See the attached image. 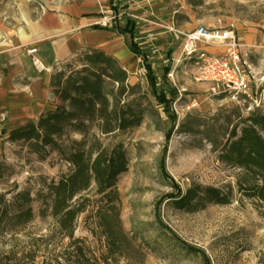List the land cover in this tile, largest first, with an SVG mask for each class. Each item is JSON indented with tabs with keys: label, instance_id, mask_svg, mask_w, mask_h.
I'll use <instances>...</instances> for the list:
<instances>
[{
	"label": "rangeland",
	"instance_id": "1",
	"mask_svg": "<svg viewBox=\"0 0 264 264\" xmlns=\"http://www.w3.org/2000/svg\"><path fill=\"white\" fill-rule=\"evenodd\" d=\"M152 2L158 5L163 21L175 29L189 31L200 25L211 31L218 26L232 29L243 44L242 51L264 76V0ZM70 5L77 11L70 14ZM92 11L101 17L89 19L88 27L108 24L107 0H0V18L7 17L14 24L26 23L27 17L32 19L39 12L80 18ZM165 44L159 43V54L152 58L149 53V57L159 75L158 87L173 100L174 119L157 103L140 61L125 49L118 35H98L92 45L57 61L68 67H62L61 75L53 80L59 86H50L51 110L62 105L56 90L80 68L86 50L114 57L126 71L122 83L106 82L116 94V108L141 113L139 124L108 134L91 131L104 150L118 143L124 148L128 163L117 177L116 198L103 197L93 180L86 189H78L70 178V164L49 146L40 156L39 115L23 125L24 131L19 129L22 126L0 125V262L54 264L57 259L69 264L63 250L72 244L81 247L93 264H264V200L250 189L260 177L241 164L245 163L241 154L228 150L251 115H264V101L256 106L247 98L236 102L216 94L209 84L195 79L192 61L183 69L178 67L173 79L165 76ZM71 137L79 140L81 135L74 132ZM91 141L89 136L87 145ZM53 183H63L73 200L83 203L73 243L49 214L48 193ZM189 190L193 197L186 204L178 203ZM23 193L32 199L33 218L11 226L6 233L5 210ZM111 206L119 218L118 225L113 224L119 249L108 247L100 225V214L112 215Z\"/></svg>",
	"mask_w": 264,
	"mask_h": 264
},
{
	"label": "trees",
	"instance_id": "2",
	"mask_svg": "<svg viewBox=\"0 0 264 264\" xmlns=\"http://www.w3.org/2000/svg\"><path fill=\"white\" fill-rule=\"evenodd\" d=\"M110 4L116 9L114 0H110ZM98 28L123 36L128 50L142 62L149 89L155 100L162 105L163 111L174 119L176 114L172 111V98L158 87L159 78L156 70L152 68L148 55L134 39L136 28L133 20L123 13L122 22L114 20L112 24L98 26ZM62 67L65 69L68 65L53 66L55 72L51 74L50 86H59L58 83V85L53 84V80L61 75ZM168 69L167 66L162 68L164 75ZM126 78V71L114 57L97 49H88L81 56L80 68L73 70L64 84L56 90L62 105H56L54 110H46L37 119V152L40 156L43 157L46 154L45 147L49 146L70 164L72 167L70 178L78 189H86L93 180L97 185L98 193L108 198L117 197V177L126 170L128 160L120 143L106 151L102 148L96 134L91 131L94 128L99 134H108L117 129L122 130L139 124L142 118L141 113L116 108V94L106 82V79H112L122 83ZM127 114L130 116L128 117ZM248 121L249 123L241 129L239 138L230 144L228 150L236 151L239 156L241 154V159L245 161L241 164L248 165L259 175L260 182H256L250 189L264 200V115L253 114ZM25 127L22 126L19 129L24 131ZM74 132L81 135L79 140L70 138V134ZM89 136L93 142L87 145ZM49 189V214L55 218L63 236L73 243L74 227L78 214L83 210V203L74 201L73 195L68 192L63 183H53ZM193 195L189 190L184 199L178 203L186 204ZM31 201L29 194H20L9 206L10 209L5 210L3 228L6 229V233L10 231L11 226L32 220ZM109 209L112 215L101 213L100 225L108 247L119 249L120 245L117 244L116 229L113 225L118 223L119 218L115 206ZM40 212L41 215H45L46 210L41 209ZM63 251L67 254L69 264H93L81 247H72L71 244ZM0 264L6 263L0 262ZM54 264H60V262L56 259Z\"/></svg>",
	"mask_w": 264,
	"mask_h": 264
},
{
	"label": "crops",
	"instance_id": "3",
	"mask_svg": "<svg viewBox=\"0 0 264 264\" xmlns=\"http://www.w3.org/2000/svg\"><path fill=\"white\" fill-rule=\"evenodd\" d=\"M107 4L111 14L106 17L108 24L104 25H110L114 20L122 22L124 13L135 23L134 39L148 57L149 53L153 54L152 58L159 54V43H166L165 64L162 68L167 66L169 69L165 76L173 79L175 70L178 67L183 69L185 63H189L190 60L182 55V45L191 30H178L171 23H165L158 5L153 4L152 0H114L116 9L111 7L110 0H107ZM74 10L77 11L70 5L68 12ZM86 13L78 18L71 13L51 15L39 12L32 19L27 17L26 23L22 24H14L7 17L0 18V125L7 128L23 126L51 107L48 101L52 95L49 83L53 66L72 51L92 45L98 35L120 36L125 49L136 56L128 50L121 34L98 28L103 25L88 27L91 24L89 19L101 16L93 11ZM81 19L86 21L82 22ZM200 46L210 53H219L221 50L217 43L209 42ZM31 48L35 51L32 52ZM137 59L146 80L145 68L141 60ZM151 63L156 70L154 63Z\"/></svg>",
	"mask_w": 264,
	"mask_h": 264
},
{
	"label": "built area",
	"instance_id": "4",
	"mask_svg": "<svg viewBox=\"0 0 264 264\" xmlns=\"http://www.w3.org/2000/svg\"><path fill=\"white\" fill-rule=\"evenodd\" d=\"M209 42L220 45L219 53H210L200 46ZM242 48L232 29L218 26L211 31L199 26L186 34L182 55L194 63L195 79L209 84L216 94L236 102L239 97L247 98L259 106L264 101V76Z\"/></svg>",
	"mask_w": 264,
	"mask_h": 264
}]
</instances>
